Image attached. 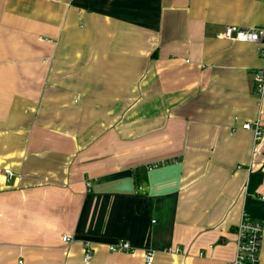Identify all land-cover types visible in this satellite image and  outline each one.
<instances>
[{"label": "crops", "instance_id": "crops-1", "mask_svg": "<svg viewBox=\"0 0 264 264\" xmlns=\"http://www.w3.org/2000/svg\"><path fill=\"white\" fill-rule=\"evenodd\" d=\"M229 24L264 0H0V264H227L243 210L264 264V56Z\"/></svg>", "mask_w": 264, "mask_h": 264}, {"label": "built area", "instance_id": "built-area-1", "mask_svg": "<svg viewBox=\"0 0 264 264\" xmlns=\"http://www.w3.org/2000/svg\"><path fill=\"white\" fill-rule=\"evenodd\" d=\"M222 37L227 39H237L245 42L256 43L261 55L264 56V28L245 27L236 24L226 25L222 31ZM254 90L258 95L264 93V67L254 69ZM238 120V117H236ZM243 129L250 130L253 133V139L258 142L264 134V119L258 117L254 120H245L241 123ZM166 160L156 161L148 165L149 169L156 168ZM5 172L12 176L11 169H5ZM90 185V183H89ZM88 185V186H89ZM144 191L141 185L136 186V192ZM262 231L263 225L260 221L254 219L250 213L243 210L241 219L236 227V253L227 264H260V252L262 247ZM64 241H70L69 235L63 236ZM223 241V239H221ZM224 242V241H223ZM112 251L134 250L131 244L124 239H118L110 244ZM169 251L174 250L173 247L168 248ZM175 250H179L178 247ZM155 252L147 250L145 253L146 264H152L154 261ZM93 257V247L90 243H85V260H90Z\"/></svg>", "mask_w": 264, "mask_h": 264}]
</instances>
